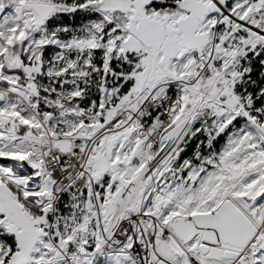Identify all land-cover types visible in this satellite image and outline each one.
<instances>
[{
    "label": "snow or ice",
    "instance_id": "6c2138e0",
    "mask_svg": "<svg viewBox=\"0 0 264 264\" xmlns=\"http://www.w3.org/2000/svg\"><path fill=\"white\" fill-rule=\"evenodd\" d=\"M0 264H264V0H0Z\"/></svg>",
    "mask_w": 264,
    "mask_h": 264
}]
</instances>
